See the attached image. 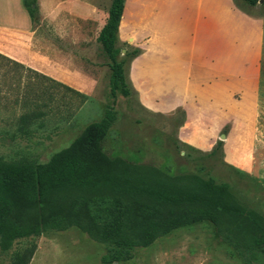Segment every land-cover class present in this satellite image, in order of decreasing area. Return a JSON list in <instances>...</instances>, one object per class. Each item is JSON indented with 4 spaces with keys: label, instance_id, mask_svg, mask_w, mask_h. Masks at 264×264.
<instances>
[{
    "label": "rangeland",
    "instance_id": "obj_1",
    "mask_svg": "<svg viewBox=\"0 0 264 264\" xmlns=\"http://www.w3.org/2000/svg\"><path fill=\"white\" fill-rule=\"evenodd\" d=\"M161 1L148 0L143 11L137 14L138 23L134 21L135 13L129 10L121 21L124 37L119 32L118 46L126 52L122 51L119 59H128V79L135 90L129 97L111 94L109 60L97 41L86 50L75 49L77 54L103 68L97 91L90 96L55 88L0 52V157L7 160L29 157L47 162L87 124L101 120L111 109L116 119L103 142L110 156L155 165L173 175L198 173L218 182H228L246 205L264 214V146L257 159L255 154L241 152L243 136L228 144L236 129L234 121H227L225 108L211 110L209 94H196L187 86L178 88L185 93H176L178 89L173 87L158 88L163 83L159 77L166 69L171 68L173 73V67L168 63L153 65L152 56L147 54L149 37L142 34L143 31L137 36L134 26L147 25L151 21V5ZM4 2L0 0L1 22L9 17L3 10ZM234 2L243 13L264 18V6L260 3L251 6ZM27 12L25 15L31 18ZM135 49L139 53L132 58ZM132 73L145 86H148L147 76L154 74L157 87H151L152 93L140 95ZM24 115L28 117L24 119ZM222 134H226V138H221ZM239 139L241 146L235 143ZM219 140L224 142L222 151L208 156ZM33 246L35 252L29 264H106L102 257L108 246L77 227L19 240L7 252L0 249V264H10L16 253ZM112 264H264V253L248 262L217 226L202 221L178 228L149 247H137L131 259Z\"/></svg>",
    "mask_w": 264,
    "mask_h": 264
},
{
    "label": "trees",
    "instance_id": "obj_2",
    "mask_svg": "<svg viewBox=\"0 0 264 264\" xmlns=\"http://www.w3.org/2000/svg\"><path fill=\"white\" fill-rule=\"evenodd\" d=\"M22 1L39 23L38 0ZM125 1L112 0L97 43L109 60L111 94L129 97L135 90L128 79V59H119L118 46ZM132 53L133 58L139 50ZM115 119L108 109L47 162L0 157L2 252L19 240L77 227L108 246L102 260L112 264L131 259L135 248L149 247L178 228L209 221L248 262L264 253V214L246 205L228 182L198 173L173 175L155 165L110 156L103 142ZM223 145L219 140L207 155L214 156ZM34 252L35 246L18 252L10 264H29Z\"/></svg>",
    "mask_w": 264,
    "mask_h": 264
},
{
    "label": "crops",
    "instance_id": "obj_3",
    "mask_svg": "<svg viewBox=\"0 0 264 264\" xmlns=\"http://www.w3.org/2000/svg\"><path fill=\"white\" fill-rule=\"evenodd\" d=\"M147 1L126 0L122 19L129 10L138 20ZM109 2L38 0L40 22L35 23L25 15L22 0H5L2 9L9 17L0 21V52L55 88L93 95L102 65L75 49L86 50L97 41L108 18ZM151 14L147 25L137 24L134 30L137 36L143 31L149 37L147 54L154 66L173 67V73L166 69L159 77L163 83L158 88L187 86L196 94H209L211 110L225 108L227 121H234L236 129L228 144L243 136L242 146L240 139L235 143L242 153L250 152L258 159L264 146V18L243 13L234 0H162L151 5ZM119 32L124 37L121 23ZM155 78L147 76L145 86L132 73L142 96L157 87Z\"/></svg>",
    "mask_w": 264,
    "mask_h": 264
},
{
    "label": "water",
    "instance_id": "obj_4",
    "mask_svg": "<svg viewBox=\"0 0 264 264\" xmlns=\"http://www.w3.org/2000/svg\"><path fill=\"white\" fill-rule=\"evenodd\" d=\"M263 2H264V0H260V3H263ZM122 51H123V53L126 52L125 49H123ZM221 138H226V134H222V135H221Z\"/></svg>",
    "mask_w": 264,
    "mask_h": 264
}]
</instances>
